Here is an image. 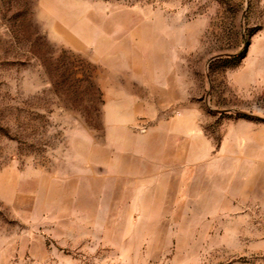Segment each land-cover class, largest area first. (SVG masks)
<instances>
[{
  "label": "rangeland",
  "instance_id": "obj_1",
  "mask_svg": "<svg viewBox=\"0 0 264 264\" xmlns=\"http://www.w3.org/2000/svg\"><path fill=\"white\" fill-rule=\"evenodd\" d=\"M262 158L264 0H0V264H264Z\"/></svg>",
  "mask_w": 264,
  "mask_h": 264
},
{
  "label": "crops",
  "instance_id": "obj_2",
  "mask_svg": "<svg viewBox=\"0 0 264 264\" xmlns=\"http://www.w3.org/2000/svg\"><path fill=\"white\" fill-rule=\"evenodd\" d=\"M120 98H122L123 100H125L126 106L128 107V109H127V116H126V122L133 121V119L137 115L136 114V111H135V108H134V104H133V101L135 100L134 97L131 94H129V93H120ZM109 122L111 123V119L109 120ZM146 135H139V136L141 138H145ZM183 153L184 152H182V157H183ZM187 153H189V150L187 151ZM183 159H184V157H183ZM261 160H262V162H264V158H262Z\"/></svg>",
  "mask_w": 264,
  "mask_h": 264
}]
</instances>
